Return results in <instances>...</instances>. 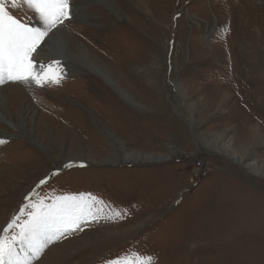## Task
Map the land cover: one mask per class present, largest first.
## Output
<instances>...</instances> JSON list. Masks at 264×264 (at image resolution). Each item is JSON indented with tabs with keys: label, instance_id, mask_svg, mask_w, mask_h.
<instances>
[{
	"label": "rangeland",
	"instance_id": "obj_1",
	"mask_svg": "<svg viewBox=\"0 0 264 264\" xmlns=\"http://www.w3.org/2000/svg\"><path fill=\"white\" fill-rule=\"evenodd\" d=\"M70 2L60 26L87 60L54 59L59 83L0 84L25 121H0V235L40 200L91 193L103 218L31 264H264V0Z\"/></svg>",
	"mask_w": 264,
	"mask_h": 264
},
{
	"label": "snow or ice",
	"instance_id": "obj_2",
	"mask_svg": "<svg viewBox=\"0 0 264 264\" xmlns=\"http://www.w3.org/2000/svg\"><path fill=\"white\" fill-rule=\"evenodd\" d=\"M22 3L39 15L44 27H30L9 11L7 0H0V83L5 78L24 83L35 82L38 85L59 83L60 76L56 74L52 63L37 67L33 54L52 28L71 18L73 5L70 0H22ZM11 6L17 7V0H12ZM2 143L4 141L0 140ZM45 182L40 181L41 184ZM103 205L104 201L91 193L66 194L55 197L51 203L43 200L34 203L26 213L28 219L17 225L18 232L8 235L9 229L16 225L15 220L3 229L4 234L0 235V264H31L47 244L82 230L81 225L89 219L95 221L103 218ZM120 215L116 211L108 218ZM18 245L23 255L17 252ZM151 260V257H137L135 264H151ZM110 264L131 262L127 258H117Z\"/></svg>",
	"mask_w": 264,
	"mask_h": 264
},
{
	"label": "bare ground",
	"instance_id": "obj_3",
	"mask_svg": "<svg viewBox=\"0 0 264 264\" xmlns=\"http://www.w3.org/2000/svg\"><path fill=\"white\" fill-rule=\"evenodd\" d=\"M99 1L103 2V4H105L108 7H113L112 0H99ZM75 9L77 10V8ZM77 12H76V15H77ZM62 30H63V27L58 25L56 28H53L52 31L48 32V35L44 37V39L47 38L45 41V45L42 44L41 48H39L38 51L36 52L39 61H45L46 63L51 62L53 65V68L59 73H61V70L56 69L58 67L56 62L58 61L54 59H63L65 61H70V58H73L82 63H84L85 60H87V54L85 52L81 51L78 54L73 53V51L71 50L69 46V42L66 38V35L63 34ZM91 62L92 61H88L87 63L88 68L94 72H97L99 75H102L107 80V82H109V85L111 84L114 86L115 89L119 90L115 82L108 76V74L103 72V70L93 66ZM0 121L8 124L11 128L17 131H22V129L25 130V121L22 120L21 122H16L15 118H13L12 112L10 114L9 107L6 109V101H5V97L3 95L2 89H0ZM189 123L192 124V121L190 120ZM0 131H1L0 135L2 136H12L13 135L9 132L2 133L1 129Z\"/></svg>",
	"mask_w": 264,
	"mask_h": 264
},
{
	"label": "water",
	"instance_id": "obj_4",
	"mask_svg": "<svg viewBox=\"0 0 264 264\" xmlns=\"http://www.w3.org/2000/svg\"><path fill=\"white\" fill-rule=\"evenodd\" d=\"M29 24V26L30 27H38V28H43V25L42 24H38V23H31V22H29L28 23ZM41 45H42V42H41ZM40 48H41V46H40ZM38 51V50H37ZM7 80V79H6ZM8 81V80H7ZM1 84V83H0Z\"/></svg>",
	"mask_w": 264,
	"mask_h": 264
}]
</instances>
